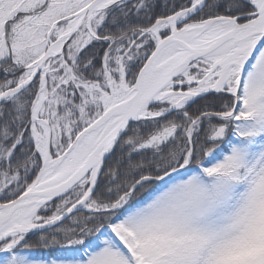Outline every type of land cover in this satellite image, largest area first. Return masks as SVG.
<instances>
[{"label": "snow or ice", "instance_id": "6c2138e0", "mask_svg": "<svg viewBox=\"0 0 264 264\" xmlns=\"http://www.w3.org/2000/svg\"><path fill=\"white\" fill-rule=\"evenodd\" d=\"M0 264H264V0H0Z\"/></svg>", "mask_w": 264, "mask_h": 264}]
</instances>
